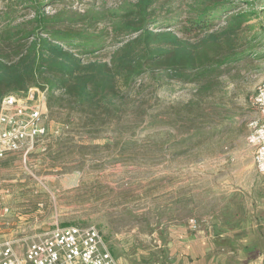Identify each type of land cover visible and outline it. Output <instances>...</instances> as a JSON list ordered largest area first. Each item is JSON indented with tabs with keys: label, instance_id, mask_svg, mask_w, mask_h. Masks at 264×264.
Masks as SVG:
<instances>
[{
	"label": "rangeland",
	"instance_id": "1",
	"mask_svg": "<svg viewBox=\"0 0 264 264\" xmlns=\"http://www.w3.org/2000/svg\"><path fill=\"white\" fill-rule=\"evenodd\" d=\"M136 1L52 0L45 11L122 13ZM190 2L174 0L156 16ZM7 11L0 0V19ZM32 17L18 7L13 19ZM253 23L255 53L206 85L142 76L128 100L143 106L132 128L91 133L62 112L27 155L0 159V242L21 249L57 226L95 225L120 264H264V205L254 192L264 173L248 143L264 80V14Z\"/></svg>",
	"mask_w": 264,
	"mask_h": 264
},
{
	"label": "trees",
	"instance_id": "2",
	"mask_svg": "<svg viewBox=\"0 0 264 264\" xmlns=\"http://www.w3.org/2000/svg\"><path fill=\"white\" fill-rule=\"evenodd\" d=\"M51 1L8 0L0 19V103L45 89L50 120L74 114L91 133L108 125L121 132L141 119L142 103L128 100L141 93L142 76L201 87L222 66L255 53L253 20L264 14V0H191L187 11L161 17L158 8L174 0H137L122 13L64 7L49 14ZM18 7L33 17L13 19Z\"/></svg>",
	"mask_w": 264,
	"mask_h": 264
},
{
	"label": "built area",
	"instance_id": "3",
	"mask_svg": "<svg viewBox=\"0 0 264 264\" xmlns=\"http://www.w3.org/2000/svg\"><path fill=\"white\" fill-rule=\"evenodd\" d=\"M254 104L259 116L250 123L248 143L254 148L257 170L264 173V80ZM47 91L30 88L22 97L0 103V159L27 155L48 134ZM0 264H120L95 225L57 226L20 249L14 241L0 242Z\"/></svg>",
	"mask_w": 264,
	"mask_h": 264
},
{
	"label": "crops",
	"instance_id": "4",
	"mask_svg": "<svg viewBox=\"0 0 264 264\" xmlns=\"http://www.w3.org/2000/svg\"><path fill=\"white\" fill-rule=\"evenodd\" d=\"M262 178L264 179V175L262 176ZM264 183V182H263ZM236 190V189H235ZM240 192L242 191V188H240V189H238ZM243 192V191H242ZM254 192L255 193H257L258 194V196L259 195H261V203L264 205V184H260V186H258V183H257V185H256V187H254ZM186 197H188V195L186 196ZM199 228L201 229V226H199ZM178 237H180L181 238V241H183V242H187L189 239H190V237H191V235H188V234H186V235H181V234H179L178 235ZM200 237L202 238V239H205L206 237H204L202 234L200 235Z\"/></svg>",
	"mask_w": 264,
	"mask_h": 264
}]
</instances>
